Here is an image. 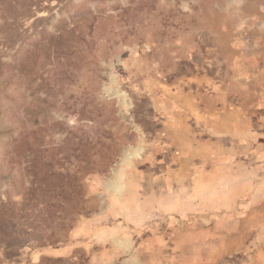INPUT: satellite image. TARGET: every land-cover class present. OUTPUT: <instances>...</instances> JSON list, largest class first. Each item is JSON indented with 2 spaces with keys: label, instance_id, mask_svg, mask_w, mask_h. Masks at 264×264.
I'll use <instances>...</instances> for the list:
<instances>
[{
  "label": "rangeland",
  "instance_id": "374dc122",
  "mask_svg": "<svg viewBox=\"0 0 264 264\" xmlns=\"http://www.w3.org/2000/svg\"><path fill=\"white\" fill-rule=\"evenodd\" d=\"M35 150L0 264H264V0H0V204Z\"/></svg>",
  "mask_w": 264,
  "mask_h": 264
},
{
  "label": "trees",
  "instance_id": "16d2710c",
  "mask_svg": "<svg viewBox=\"0 0 264 264\" xmlns=\"http://www.w3.org/2000/svg\"><path fill=\"white\" fill-rule=\"evenodd\" d=\"M28 11V10H27ZM90 14L93 18H95V15H93L92 11L89 10ZM93 24V20L90 22V27ZM69 22L66 20H63L61 24L58 27V30H60L57 34H49L43 38V40L36 45L35 49L33 50V56L37 53L39 48H42V46L45 45V39H47V42L52 43L55 41H59L62 37L61 31L64 30L66 33L69 30L70 32H73L72 28H68ZM68 28V29H67ZM45 163L41 162L38 154V150H35L33 152V156L30 158L28 164L25 166V169L27 172H31L33 174V177L31 179V184L27 188V191L22 196V199L20 202H14L11 201L8 204L2 203L0 204V240L6 241L7 244H12V242L18 241L17 239H21L17 236L19 228L22 229L26 234H31L33 228L32 227H23L18 226L19 223H22L24 221H34L36 218H40L43 220L51 219L54 216L55 207L57 204L55 202H52L50 199H57V195L59 193H63L66 190L60 189L55 190L52 189L53 192L49 191V187L46 185V177L47 172L43 171L41 166H44ZM52 174H55L54 177L59 178L58 176L63 175L62 173L52 172ZM60 174V175H59ZM45 182V183H44ZM58 182V181H57ZM57 182L55 184H57ZM50 184V183H49ZM56 186V185H54ZM53 187V186H52ZM39 189L40 196L36 197L35 192ZM45 193V195L43 194ZM35 199L34 202H32V199ZM34 203V204H33ZM58 203L63 206V201ZM30 206L31 211H28V207ZM30 212L34 213L33 216L27 217ZM56 215V214H55ZM59 217V215L57 214ZM30 229V230H28ZM43 236H39L36 239L41 243L44 244L41 239ZM56 240V239H55ZM44 260L46 262H55L61 260V258H50V257H44Z\"/></svg>",
  "mask_w": 264,
  "mask_h": 264
}]
</instances>
